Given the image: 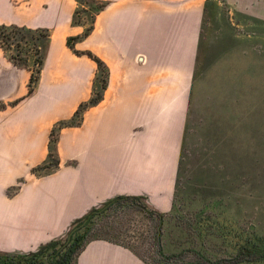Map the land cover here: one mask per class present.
Wrapping results in <instances>:
<instances>
[{"label":"crops","instance_id":"obj_1","mask_svg":"<svg viewBox=\"0 0 264 264\" xmlns=\"http://www.w3.org/2000/svg\"><path fill=\"white\" fill-rule=\"evenodd\" d=\"M99 1L105 9L74 44L77 55L67 46L84 29L72 24L76 0H0V25L49 32L31 96V65L15 66L0 48V252L28 253L58 240L117 196L171 210L206 0ZM85 52L107 67L103 100L79 127L59 131L57 170L35 177L53 126L91 96L96 64ZM76 264L143 263L121 246L93 241Z\"/></svg>","mask_w":264,"mask_h":264},{"label":"rangeland","instance_id":"obj_2","mask_svg":"<svg viewBox=\"0 0 264 264\" xmlns=\"http://www.w3.org/2000/svg\"><path fill=\"white\" fill-rule=\"evenodd\" d=\"M244 3L205 2L177 172L178 212L166 219L165 251L189 245L180 243L183 234H178L177 226L200 220L198 215L206 236L198 240L189 231L186 241L202 247L213 260L234 257L236 248L230 247L239 239L264 244V0ZM82 6H76L75 20L85 29L90 21L83 11L91 5ZM7 45L8 56L19 51L23 64L30 65L31 45L20 42L17 48L13 40ZM35 168L31 169L35 177L48 175L33 171ZM17 189L11 188L7 195H14ZM212 202L219 207L207 206L198 213ZM112 214L98 219L95 231L114 229L121 234L122 244L137 251L148 248L149 219L132 209ZM223 233H230L233 239H224Z\"/></svg>","mask_w":264,"mask_h":264},{"label":"trees","instance_id":"obj_3","mask_svg":"<svg viewBox=\"0 0 264 264\" xmlns=\"http://www.w3.org/2000/svg\"><path fill=\"white\" fill-rule=\"evenodd\" d=\"M87 2L91 5V9L89 10L86 8L83 12L89 14L90 23L88 27L84 29L81 35L67 39L68 48L77 55L80 53L74 50V44L89 36L93 31L96 16L105 9L104 1L76 0L78 8ZM78 8L74 11L72 24L83 26L79 21L75 20V16L79 13ZM11 40L15 41V46L17 48L19 47L20 42H24L27 46L31 45L33 50V59L31 62L29 61L31 63V76L27 93V96H31L35 90L43 65L44 54L49 43V32L47 30H30L16 26L0 25V48L5 53L6 50L4 45L8 48L7 43ZM27 53H29L28 50L26 51V54ZM83 54L93 60L96 64V73L93 81L91 97L89 100L78 106L70 119L59 121L53 126L49 135L47 159L45 163L33 170H36L37 173H42L44 175L50 174L53 170L58 168L59 162L56 153V142L59 131L62 128L67 127H79L85 111L97 106L103 100V94L108 79L107 67L105 66V63L92 53L85 52ZM8 58L15 66L24 65V60L22 55H19V51L14 55L8 56ZM1 107L3 106H0V108ZM177 179L171 210L167 213H161L150 209L146 205L143 197L117 196L104 203L101 207L92 209L86 215L75 221L63 241L60 239L51 240L47 243L41 244L36 250L28 253L0 252V264H76L78 256L85 247L93 241H105L126 248L144 264H264V244L261 241L252 242L249 240L241 241V239H239L230 247L232 250H235L236 248L237 252L234 257L215 260L211 259L205 253L207 251L203 250L202 247H199L198 249L194 247V243L191 244L189 240L186 241L187 233L189 231H194L198 240L204 239L206 236L203 231L205 230V226L200 222L202 218L200 217L201 215H198L200 220L189 223L185 227L183 225L177 226L178 234H183V242L180 243L185 245L186 242H188L187 244L190 246H184L173 252L165 251L163 242L166 229V219L169 216L172 217V214H176V211L178 210L176 200ZM189 204L192 206L194 203ZM207 206L210 209H215L219 207V204L212 202L204 207H200L198 213L204 212ZM125 209H132L151 221L150 226H152V232H150V234L148 233L149 238L146 240L148 248H145L142 251H137L128 245L122 244L121 241H119V236L121 234L116 233L114 229L113 231H105V229L104 231H95L93 227L96 221L103 216L109 217L112 213L115 214ZM101 226L104 228L106 227L105 225ZM210 236L212 237L214 234H211ZM221 236L226 240L233 239V236L230 235V233H223ZM148 242H150V244H148Z\"/></svg>","mask_w":264,"mask_h":264}]
</instances>
